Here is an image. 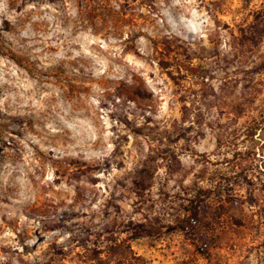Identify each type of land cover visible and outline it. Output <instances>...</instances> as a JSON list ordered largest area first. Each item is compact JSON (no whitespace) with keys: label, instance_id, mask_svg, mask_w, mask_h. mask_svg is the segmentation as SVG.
<instances>
[{"label":"rangeland","instance_id":"374dc122","mask_svg":"<svg viewBox=\"0 0 264 264\" xmlns=\"http://www.w3.org/2000/svg\"><path fill=\"white\" fill-rule=\"evenodd\" d=\"M100 262L264 264V0H0V264Z\"/></svg>","mask_w":264,"mask_h":264},{"label":"trees","instance_id":"16d2710c","mask_svg":"<svg viewBox=\"0 0 264 264\" xmlns=\"http://www.w3.org/2000/svg\"><path fill=\"white\" fill-rule=\"evenodd\" d=\"M192 207L193 208L191 209V213H192L191 216L180 222L181 223L179 224L180 228L187 229L188 225H194V223H196L195 221L198 218V210H197L196 205ZM100 264H104V263L100 262Z\"/></svg>","mask_w":264,"mask_h":264}]
</instances>
